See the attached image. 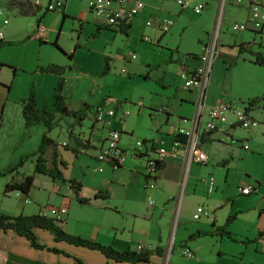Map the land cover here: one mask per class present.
I'll return each mask as SVG.
<instances>
[{"label":"rangeland","instance_id":"obj_1","mask_svg":"<svg viewBox=\"0 0 264 264\" xmlns=\"http://www.w3.org/2000/svg\"><path fill=\"white\" fill-rule=\"evenodd\" d=\"M201 1H209V5L206 6L202 14H197L191 9L181 11V8L173 0H147V2L157 6L158 9H162V12L159 11L162 13L160 17H168L174 21L171 29L165 34L164 47H168L166 45H172L173 47L181 45V49L192 53L197 52L198 54L205 41L210 39L211 44L213 43L215 29L212 25L216 14V1ZM66 7L68 17L65 20L62 18L63 12L48 11L45 13L43 8L32 9L31 12L26 14H18L12 9L8 10L10 28L21 30V35H26L25 38H27L23 43H17L25 39L17 32L14 36L15 43L11 45L25 44L30 38H34V40L27 43V51L19 50L12 53L11 60L17 61V65L8 66L4 64L0 66V171L23 160L22 167L24 171L21 170L22 167L20 171L27 174L34 173L37 160L35 153L39 150L42 136L47 128L43 123L29 128L25 127L22 116V101L29 96L31 89L34 88L36 93L39 94L40 108L45 104L48 105L47 99L53 90L52 80H57V77L53 76L52 73L40 71V68L52 63L66 68L63 75L64 94L71 109H77L85 102H89L94 107L100 97L101 102L105 100L107 108L118 109L120 108L118 98L121 100H124V97L129 98L125 102L126 105L124 104L121 109L131 111L132 115L124 120L114 116L110 126L121 130L120 126L125 125V128L129 131L127 133L131 134L128 137L123 133L120 140V147L127 150L124 163L136 159L145 164L144 158L134 157L133 150H128L130 143H132L131 148H134L137 140L143 141L146 139V141L151 142V134L158 131L159 126H164L159 121L152 122L144 108L140 110L137 105H134L137 99H141L139 96L144 86V83L141 82H147L144 76L116 75L107 76L106 78L102 76V71L106 64L105 56H109V63L111 60L113 61V72L119 75L122 68L127 69L128 62H125L123 58L130 51H134L138 55L146 53L148 58L151 59H162L163 54L167 53V49H161L153 35H150L152 40L141 39L137 25L128 37L123 34L115 37L113 29L103 30L96 37H93V31L96 28H94L95 21L92 16H96L91 13L87 16L82 15V10L88 9V0H68ZM6 9L8 8L6 7ZM41 17H45L41 23L48 30V38L44 41L35 38L38 19ZM245 17L246 11L233 4V0H229L221 24L219 55L214 59L211 69L208 71L210 73L218 67L222 69L221 75L216 77L213 84H210L209 94L213 97H221L222 100L231 103L233 108L240 110L246 109L248 98L232 96L231 86L235 82V90L239 91L248 90L249 87L242 84L237 76H224L225 67L219 61L222 60V63H224L223 61L230 60L231 55L239 53L237 46H235L238 44H235V41L240 39L245 40L244 42H251L254 51L264 53V33L258 34L257 42L252 43L255 33L233 30L232 24L235 21H243ZM152 46H156L157 52L153 51ZM71 53H74L72 58L70 57ZM243 53L247 57H254L249 52ZM136 73L138 75V70ZM180 84L185 87L183 80H180ZM104 94L106 96L102 98L101 95ZM147 107L149 106L147 105ZM93 109L89 112L88 117L82 121L81 126L75 124L72 117L57 114L58 124L49 132V136L60 144V157L67 162V166L61 168L64 176L74 178L82 183L81 195L91 196L95 189L103 190L108 194L113 193V196H109L106 200L99 199L98 201L108 203L112 209L117 206L122 209L121 212L106 211L104 213L94 207H85L95 212L97 220L105 225L109 223L108 221H112L114 217L121 224L127 222L128 231L132 223H135L137 229L142 228L144 230L146 227L150 231V228H152V235H154V227L159 222V215L153 221H149L151 218L150 213L147 214V210H143V213L139 212V214L131 211H134V209L139 211V203L144 205L149 202V199H152L155 207L166 215L170 209L167 203L174 196L176 206L173 216V239L179 238L184 223L191 226L194 222L206 221L207 217H202L199 220L193 218V214L199 205L206 207L210 211L211 217L215 213L214 209L220 210L217 214L218 219L224 221L228 215L232 199L236 194L235 183H247L250 177L252 180L256 177L264 181L263 106L249 112L258 122L256 127L248 130L235 126L231 129L232 133L227 139L206 143L207 146L204 149H208L207 153L213 162L209 166L192 165L189 169L185 166L177 194L171 193L173 175L168 171L163 173V179L158 181L156 188L152 190L145 189L142 177L130 174L126 168L127 165L119 168L124 163L116 168L112 167L111 164L109 165V163L106 164V162L100 163L95 157L98 154L96 149L93 147L87 149L76 145L75 139L70 137L71 131L80 134L81 136H79L82 139H88L90 136L94 142L99 137V133L93 131L95 136L91 133L92 127L96 125ZM138 111L140 112L137 113ZM208 120V113H205L202 129L205 128ZM230 121H235L233 114H228V123H231ZM230 138H234L236 142L232 143ZM63 142L78 148L80 153L78 157H75L72 151H66L62 146ZM244 142L248 146L247 149L243 148ZM155 146L158 147L160 144L155 143ZM51 152L52 149L49 148L47 157L51 156ZM213 159H227L229 166L222 165L221 162L215 164ZM99 167L102 168L101 171L96 170ZM146 173L147 169L145 168ZM226 175L228 176L227 179ZM210 177H213L216 181L215 190L211 195L208 194L205 188L207 185L203 182V179ZM36 180L37 184L35 185L34 182L32 191L35 193V197L45 199L52 187L51 179L49 175L38 174ZM44 188L47 189L43 190ZM126 190H129L128 198H126ZM141 191L144 194L143 197ZM239 196L241 197V195ZM225 197H229V199ZM248 200L237 203L236 206L249 207ZM221 205L223 207H219ZM51 209L43 213L49 216ZM210 209H213V212ZM258 227L260 230H264V216L258 223H255V220L247 222L244 218L236 221L233 225V229H235L234 241L230 238H224L221 242L218 237L216 238L217 241L214 242L215 237L202 236L198 241L200 246L199 259L203 261V264H264V244L260 241L261 246L257 249L258 242L247 243L245 242L246 239L241 240L240 238L245 233H247L246 238H258L260 231ZM149 233L151 234V231ZM186 241H189L188 238ZM174 242V240H171L170 253L166 264H195L193 259L195 256L189 258L183 255V248L179 247L178 242L174 246Z\"/></svg>","mask_w":264,"mask_h":264},{"label":"crops","instance_id":"obj_2","mask_svg":"<svg viewBox=\"0 0 264 264\" xmlns=\"http://www.w3.org/2000/svg\"><path fill=\"white\" fill-rule=\"evenodd\" d=\"M215 1H216V14L213 21L214 24L212 25L213 29H215V20L217 16V0ZM67 2L68 0H65L64 8L61 11L63 12L62 18L64 14L66 15L68 14L66 11ZM144 2L146 6L145 9L141 12V14L138 15L136 18H134L131 22L127 23L130 26L128 29V35H126L122 30V27H125L126 23H122L118 26L116 25L111 26L106 22V20L96 16L89 8L83 9L82 15L87 16L90 15V13L92 15H95L96 17L92 16V19L95 21L94 28L97 29L100 26L101 29L99 32L103 30L113 29L114 30L113 33H115L114 35L115 37L116 35L120 36L121 34L128 37L136 28L135 25H137L139 27L138 28L140 34L139 36H141V39H144V37L147 36L149 37L150 40H152L150 35H153L154 38L156 39L157 44H159V47H161V49L164 48L167 49L166 50L167 53L163 54L162 59H156V58L151 59L148 58V55L146 53H141L140 55L137 54L138 56L136 60H131L127 56L128 55L127 53L123 58L125 62H128L127 69L124 68L125 72H122L123 68L120 70L121 73L119 75L116 74V72H113L114 70L113 61L111 60V62L109 63L110 70L108 71L107 74H103L102 71V76H105L106 78L107 76H116V75L144 76V79L147 82L140 81L141 83H144V86L141 89L140 96L138 95L139 98L141 99H137V101L133 103L134 105H137V102L139 100H142L144 103V106L142 108H144V110L147 111L149 117L151 118V121L152 122L159 121L162 123V125H164V126H159L158 131L151 134L150 136L152 139L151 142L147 141L148 149H151L152 145H155V143L158 144L161 143L165 147L170 148L171 145L177 139L182 138V136H179L177 133L179 127H184V128L192 127L194 121L198 120V112L200 109L202 110V122H203L205 113H208L211 107H213L216 103L222 100L221 97L219 96L213 97L209 94L210 84H213V81L216 79V77L221 75L222 69L219 67L216 69L214 68V70H212L209 73L208 84L202 90L199 88H188L181 85L180 80H183L185 82L188 76L193 71L203 67L204 63L201 59V54L203 53L205 46L211 43V40L209 39L208 41H205L198 54L197 52L192 53L191 51H185L181 49V45H176V47H173L172 45L171 46L166 45L168 47H164L163 42L166 38L165 37L166 32L165 33L160 32L156 24L153 26H149L147 24V22L152 18H162L160 17L162 13L159 12V11L162 12V9L161 8L158 9L157 6H154L150 2H147V0H144ZM0 5L4 8L7 7L8 8L7 10L12 9L14 12L18 14L19 13L26 14L31 12L32 9H38L33 6L30 0H0ZM43 9L45 10V12H47L45 8ZM66 18H63V20H65ZM44 19L45 17L44 18L41 17V20L38 22V24H42L41 22ZM245 19H247V16L244 18V20ZM96 29L93 32H95ZM5 31H6L5 32L6 41L2 44L0 48V66L4 64H7L8 66L12 64L17 65V61L11 60L12 53L14 51H19V50L27 51L28 50L26 48L27 43H29L30 40L33 41L34 38H30V40L27 43L19 46L11 45L8 42L15 40L14 36H16L15 34H17V32L18 34H20V36H23L22 38H25L26 35H21L22 34L21 30L19 29L15 30L13 28H10L9 25ZM244 41L245 40L240 39L238 41H235V44L251 43ZM252 43H254V41ZM152 49L154 52H157L156 46H152ZM219 62L221 63V65L225 67L224 76H237V79L238 80L240 79L242 84L249 87L248 90H244V91L235 90L236 84L234 82V84L231 86L230 89L232 96L248 98L249 100L253 97L261 96L264 93V66L255 63L254 57H247L246 55H244V53L239 54L237 52V54L231 55L229 61L225 60L223 61L224 63H222V60H220ZM137 70H138V75H136ZM0 72H1V68H0ZM52 75L56 76L57 80L52 78L53 90L47 99V104L50 108H53L54 88H55L54 85H56L58 81V76L55 74ZM203 91H205L204 95H203ZM37 95L39 99V94ZM101 96L103 98L104 96H106V94ZM147 96H148V101H147ZM118 100L120 102V109H121L123 108L125 102L129 100V98L124 97V100L118 98ZM85 103L89 104V102H85ZM102 104H105V100L101 102V97H100V99L96 102L95 106L93 107L94 117H95L96 108ZM147 105L149 107H147ZM38 106L41 107L39 101H38ZM138 108L140 107L138 106ZM139 112L140 111H138L137 113ZM230 122L231 123H228V115H227V117L221 121V123L218 125V128L215 131L203 137L201 148L205 150L204 148H206L207 146L206 143L209 141H215V140L223 141L227 139V137L232 133L231 129L235 127V125H233V122L232 121ZM120 129L122 134L125 133L126 135H128V137L129 135H131L127 133L129 131L125 128V125L120 126ZM91 130H92L91 131L92 135L94 133H99V137L96 138L95 142L90 136L88 138L90 140L91 145L95 146L94 149L98 150L100 144L102 143L103 138L107 135L108 127L96 121V125L93 126ZM131 133H133V131H131ZM144 140L146 141V139ZM65 144H69V143L63 142V145ZM205 151L208 152V149ZM213 160L215 164L221 162L222 165L226 164L225 166H229L227 159H213ZM211 162L213 161L210 158L209 163L203 166H209ZM100 163H104V162H100ZM126 165H127L126 168L130 174H136L139 177H142V183H144L143 186L145 189H147L145 187L147 182V178L145 174L146 164H143L141 163V161L139 162L135 159V160H130L129 162L126 161L119 168H123ZM192 165L199 166L200 164L192 163L191 166ZM184 168L185 165L182 157L168 158L164 162L162 169L158 173L157 184L158 181H162L163 173L168 171L173 175L171 179L173 184L171 193L177 194L179 191V186ZM21 170L24 171L23 167ZM38 174L39 173H35V185L37 184L36 178ZM12 176L13 173L0 175V212L11 215H19V214L30 215V214H37L39 212H48L50 208H57V209L67 208L68 211L67 214L63 216V220H66L65 223L66 230L72 234H76L85 238L96 239L103 244L112 245L117 250H127V249L136 250L139 244H145V245L147 244V245H152L151 250H155L156 248H159L160 253H155L154 255H152L149 262L134 263L129 261H116L114 259L108 258L105 254H103L99 250L90 249L84 246H77L62 240L57 241L54 235L45 228H41V227L34 228V232L37 236L38 242L42 245H46L51 248H57L59 252L51 251L46 248L41 249V248L33 247L30 241L25 236L19 235L13 230L4 231L0 229V264H166V260L170 253L169 251L171 246V240L175 241L174 246H176L178 242L180 248L181 247L190 248L194 252L195 257L193 259L195 260V264H203V261L199 259V254H198V251L200 249L199 248L200 246L198 245V241L202 236L194 239H190V236L194 234L197 230L212 229V221L214 219H216L217 225H223L229 215H235V219L227 227V230L231 232L233 235L235 230L233 229V225L239 219L244 218L247 222H251L255 220V223H258L260 219L264 216V181L256 177L253 178V180L251 179V177L249 179L247 178L248 181L251 183L249 182L235 183L236 194L232 199V203L229 206L228 215L224 221H220V219H218L217 214L220 210L214 209L215 213L213 217H211L212 215L210 213V216L207 217L206 221L194 222V224L191 226H189L190 224L188 225L184 223V225L182 226L181 236L179 238L173 239L174 238L173 216L175 212L174 208L176 206L175 205L176 199L174 196H172L169 199V202L167 200L168 202L167 206H169L170 209L168 210V213L166 215L161 213V211H159L155 207V205L151 207L149 205V202H147L144 205L139 203L138 204L139 211H137L136 209H134V211H131L135 213L138 212L137 214H139V212H142L143 210L144 211L147 210L148 212L147 214L150 213L149 216L151 218L149 221H153V219L157 215H159L160 217L159 222H157V225H155L154 227L155 234L152 235V230H153L152 228H150L151 231L150 234L149 233L150 231L146 227L144 228V230L142 228L137 229L135 223H132L128 231L127 222L121 224L118 221H116L114 217L112 218V221H108L109 223L105 225L97 220L95 216V212L91 211L88 208H85V207H94L95 209H98L99 211L104 213H106V211L109 212L113 211L115 213L121 212L122 209H119V207L117 206L115 207V209H112V207L108 205V203L104 201H98L99 199L106 200L107 198H109V196L110 197L113 196L112 192L108 194L103 190L95 189L91 196L85 197L81 195L82 188L78 194L77 191L70 185V183L68 182L64 184L58 182L56 183L49 176V178L51 179L52 187L49 189V192L45 197V199H39L35 197L36 195L32 191V189L28 194H24L20 191H14L5 195L4 187L11 180ZM227 177L228 176L226 175V179ZM248 185H251L255 190L248 195L242 194L239 188L246 187ZM205 188L207 189V186ZM46 189L47 188H44L43 190ZM126 193H127L126 198H128L129 190H126ZM140 193L143 197L144 195L143 192L141 191ZM96 195H99V197H96ZM239 195H241V197ZM78 197L89 198L90 201L83 203L80 202ZM225 198L229 199V197H225ZM170 200L172 201L170 202ZM246 200L249 201L248 202L250 204L249 207L236 206L237 203L245 202ZM219 207H223V205ZM210 210L212 211L213 209ZM258 229L260 230L259 227ZM259 232H263V236L257 241L258 242L257 249L260 248L261 243L264 244V230H260ZM246 234L247 233H245V235L240 236L241 240L247 239L245 237ZM207 236L215 237L214 242L217 241L216 238L218 237L221 239V242L224 238H228L227 236L220 237L218 235H213V234ZM184 237H186V239H184ZM187 238L189 241H186ZM255 238L256 237L249 239H255Z\"/></svg>","mask_w":264,"mask_h":264},{"label":"built area","instance_id":"obj_3","mask_svg":"<svg viewBox=\"0 0 264 264\" xmlns=\"http://www.w3.org/2000/svg\"><path fill=\"white\" fill-rule=\"evenodd\" d=\"M181 10L191 9L197 14H202L206 6L209 5V1L201 0H173ZM229 0H217V16L215 20V37L213 43L205 46L201 59L204 63L203 67L193 71L184 82L185 87L204 89L208 84V71L211 69L212 62L219 55V36L221 31V24L223 21V15L225 8ZM34 6L43 7L46 11L61 12L64 8L65 1L63 0H30ZM233 4L237 5L240 9H244L247 13V19L243 21H235L232 24L233 30L236 32H253L255 33L254 42H257V35L264 33V0H233ZM144 0H89L88 8L99 18L106 20V22L113 25H120L122 23H129L145 9ZM10 23V16L8 10L0 5V48L6 41V28ZM147 24L149 26L157 25L160 31L163 33L170 30L174 21L171 18H152ZM35 36L37 39L44 41L48 38V30L42 25L38 24ZM145 40H150L145 36ZM263 39V37H262ZM262 53V52H261ZM264 54V53H262ZM131 60L137 59L136 52L130 51L127 55ZM125 72V69H122ZM119 106L120 102L118 101ZM137 106L142 108L144 103L142 100L137 102ZM248 110H240L233 108L231 103L225 100H220L208 111L209 120L206 123L204 129H202V110L198 112V120L194 121V124L190 128L179 127L177 133L182 136L181 139H177L170 148L165 147L159 143L160 146L156 147L152 145L151 149H148L147 141L137 140L133 150L134 157L144 158L146 164V178L147 182L145 187L147 189L156 188L157 176L159 173V166L164 163L170 157H182L184 165L189 169L192 163L200 165H207L210 161V155L201 148L202 139L209 133L215 131L218 125L224 120L228 114L235 116L233 125L242 127L244 129H252L258 125V122L249 114ZM132 115L131 111L107 108L105 104L99 105L96 108L95 119L108 127L107 135L103 138L100 144L96 159L99 162H106L116 168L120 164L124 163L125 154L127 150L120 147V140L122 133L120 130L111 128L112 118L118 116L120 119H127ZM232 143L236 140L231 138ZM132 144V143H131ZM246 142L243 143V148L247 149ZM102 168L99 167V169ZM203 182L207 185L208 194H212L216 187V181L213 177L203 179ZM240 192L244 195L252 193L255 189L249 185L246 187H240ZM149 205L152 207L154 202L149 199ZM66 208H52L49 212V216L62 220L66 214ZM210 211L203 205H199L193 214L195 220H199L202 217H209ZM152 249V245L139 244L136 250ZM182 254L192 258L194 252L189 248H183Z\"/></svg>","mask_w":264,"mask_h":264},{"label":"trees","instance_id":"obj_4","mask_svg":"<svg viewBox=\"0 0 264 264\" xmlns=\"http://www.w3.org/2000/svg\"><path fill=\"white\" fill-rule=\"evenodd\" d=\"M34 6V5H33ZM35 8H41L34 6ZM48 12V11H47ZM46 13V12H45ZM67 15L64 14L63 18H66ZM41 18L38 19V22ZM129 24L126 23L125 27H122L123 32L128 35ZM101 27L99 26L96 31L93 33V37H96L100 31ZM27 38L23 39L17 43H23ZM9 44L15 43V41H9ZM237 46L239 53L249 52L254 56L255 63L264 66V54L258 51L253 50V46L250 43H240ZM77 47V46H76ZM74 53L70 54L72 58ZM109 56H106V64L104 66L103 74H107L110 70L109 65ZM40 71L45 73H52L59 76V79L54 88V103L53 108H50L48 105H44L42 108L38 106V97L34 88L31 89L29 96L22 101V116L24 118V125L26 128L32 127L39 123H43L47 131L43 134L39 150L35 155H37V160L34 168V173L27 174L21 172L20 168L23 165V160L19 161L15 165L9 166L8 168L0 171V175H6L13 173L11 180L4 187V194L7 195L14 191H20L24 194H28L35 182V173L49 175L54 182L58 183H70V185L77 191L82 188V183L74 178H67L64 176L62 171V166L66 167L67 162H65L59 153L60 144L57 143L53 138L49 136V132L57 126V114L64 116L72 117L75 124L82 125L89 112L92 110L93 106L85 103L78 109H71L68 106L67 98L64 94V74L66 68L58 64H49L46 67H41ZM246 110L251 111L260 106L264 107V94L261 96L253 97L246 101ZM70 137L75 139L76 145L82 148H95L92 146L89 139H82L79 134H74L70 132ZM66 151H72L75 157H78L79 149L73 147L70 144L62 145ZM51 148V156L47 157V151ZM142 157V156H140ZM162 163L158 170L160 171L163 167ZM120 165L119 167H121ZM99 197V195H96ZM80 202L86 203L90 201L89 198L78 197ZM235 219V215H229L223 225H217L216 219L212 221V229L203 230L199 229L194 234L190 236V239H194L200 236L206 235H218L220 237L227 236L234 241L233 235L227 230L228 225ZM66 220H57L52 216H48L43 212L37 214H19L11 215L7 213L0 212V229L7 231L13 230L19 235L25 236L31 243L33 247L41 249H49L51 251L59 252L57 248H51L46 245H42L38 242L37 236L34 232V228L41 227L49 230L55 237L57 241H66L68 243L84 246L90 249L99 250L105 254L108 258L114 259L116 261H129V262H149L152 255L155 253H160V249L156 248L155 250L143 249V250H117L112 245H106L101 243L96 239L85 238L76 234L68 232L65 228ZM263 236V232H259L258 238L250 240L246 239L245 242H254L258 241ZM244 242V241H243Z\"/></svg>","mask_w":264,"mask_h":264},{"label":"water","instance_id":"obj_5","mask_svg":"<svg viewBox=\"0 0 264 264\" xmlns=\"http://www.w3.org/2000/svg\"><path fill=\"white\" fill-rule=\"evenodd\" d=\"M204 92H205V91H203V95H204Z\"/></svg>","mask_w":264,"mask_h":264}]
</instances>
